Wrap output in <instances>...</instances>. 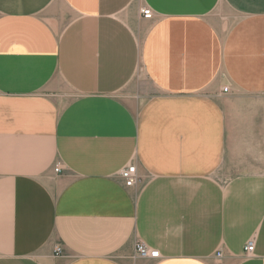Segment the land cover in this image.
I'll list each match as a JSON object with an SVG mask.
<instances>
[{
    "label": "crops",
    "instance_id": "crops-1",
    "mask_svg": "<svg viewBox=\"0 0 264 264\" xmlns=\"http://www.w3.org/2000/svg\"><path fill=\"white\" fill-rule=\"evenodd\" d=\"M262 59L264 0H0V264H264V173L227 179L191 95Z\"/></svg>",
    "mask_w": 264,
    "mask_h": 264
},
{
    "label": "rangeland",
    "instance_id": "rangeland-1",
    "mask_svg": "<svg viewBox=\"0 0 264 264\" xmlns=\"http://www.w3.org/2000/svg\"><path fill=\"white\" fill-rule=\"evenodd\" d=\"M149 18L151 16L145 19ZM250 61L256 65L259 62L258 60ZM261 63H264V59ZM257 72V74L248 76L242 84H235V86H231L229 83L231 80L228 77L218 75L222 81L221 89L198 91L191 94L210 99L218 110L220 124H222L219 131L223 133V146L226 150L227 179H233L239 175L264 173V71L261 70L259 73L258 70ZM146 88L148 94L158 93L150 82ZM224 88L227 91H224ZM182 94L185 93L180 95ZM191 114L195 126L218 131L216 111L208 112L204 106L197 105L195 112H189L188 123ZM217 141V136H211L210 131L199 132L196 146L212 149Z\"/></svg>",
    "mask_w": 264,
    "mask_h": 264
},
{
    "label": "built area",
    "instance_id": "built-area-1",
    "mask_svg": "<svg viewBox=\"0 0 264 264\" xmlns=\"http://www.w3.org/2000/svg\"><path fill=\"white\" fill-rule=\"evenodd\" d=\"M140 11H141V15L144 18H148L152 15L151 9L149 7H143L141 8ZM224 91H227V89L224 88ZM55 170L57 171L58 168H55ZM120 176L123 179L125 186L128 187L132 186L137 180L135 165L130 164L122 168L120 171ZM253 249H254V241L252 239L247 240V242L244 245V251L247 254H250L252 253ZM53 251H54V255H59L61 253V248L56 246ZM135 253L138 257L141 258H156L159 256L158 250H152L142 242H138L135 244Z\"/></svg>",
    "mask_w": 264,
    "mask_h": 264
},
{
    "label": "bare ground",
    "instance_id": "bare-ground-1",
    "mask_svg": "<svg viewBox=\"0 0 264 264\" xmlns=\"http://www.w3.org/2000/svg\"><path fill=\"white\" fill-rule=\"evenodd\" d=\"M254 241V240H253ZM254 243H255V241H254Z\"/></svg>",
    "mask_w": 264,
    "mask_h": 264
}]
</instances>
